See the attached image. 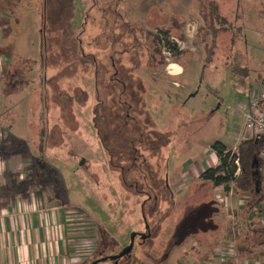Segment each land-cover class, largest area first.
<instances>
[{
  "label": "rangeland",
  "instance_id": "obj_1",
  "mask_svg": "<svg viewBox=\"0 0 264 264\" xmlns=\"http://www.w3.org/2000/svg\"><path fill=\"white\" fill-rule=\"evenodd\" d=\"M1 2L7 10L0 16L3 133L11 126V137L26 141L25 155L16 156L19 167L39 156L28 143L38 141L42 124L47 127L49 155L41 157L62 179L52 187L55 202L81 214L84 222L75 220L73 232H89L86 239L97 250L82 264L117 254L132 231L151 237L142 245L147 237L137 236L129 255L97 264H150L143 252L151 248V254L161 255L152 249L154 237L161 248L181 241L162 264H232L245 224L226 204L225 194L202 189L199 173L212 143L236 151L240 138L250 136L241 104L257 85L251 77L264 79V0H123L124 16L111 9L96 12L94 5L90 8L94 0ZM201 6H207L205 15ZM86 13L89 26L79 35ZM238 30L239 39L231 44ZM210 47L213 54L206 58ZM235 47L243 57L233 59ZM123 49L128 55L121 57ZM231 61L251 76L234 75ZM138 62L134 72L131 65ZM117 77L127 83V99L131 86L144 87L143 92L135 89L137 104L130 111L135 122L128 117L124 125L121 104L111 101L119 92ZM98 100L104 101L97 108L100 137L91 119ZM10 143L13 150L21 148ZM218 201L227 216L214 245L211 234L199 231L216 230ZM206 248L208 262L198 258ZM258 262L264 259L257 254L240 258V264Z\"/></svg>",
  "mask_w": 264,
  "mask_h": 264
},
{
  "label": "crops",
  "instance_id": "obj_2",
  "mask_svg": "<svg viewBox=\"0 0 264 264\" xmlns=\"http://www.w3.org/2000/svg\"><path fill=\"white\" fill-rule=\"evenodd\" d=\"M0 1L7 3L9 0ZM2 2L1 4H3ZM6 11L7 10L4 9V6L0 5V16H4ZM8 20L9 18L6 19L5 22L2 21V23L4 24ZM5 25H7V23ZM0 71L2 72L3 70L0 69ZM180 72L181 71L175 73L176 75L174 76L180 75ZM247 72H249L247 77H250L251 73L249 69ZM243 78L246 77L244 76ZM260 78L251 77V80H254L257 85H264V79ZM248 99L249 94L247 101L241 104L243 120L244 113L248 107ZM262 109L264 110V102L262 104ZM3 123V120H1L0 264H82L89 255L94 253L95 247H91L92 245H90L88 239H86L89 236V232L87 233L85 230H79V232L76 233L77 235L73 232L75 229L74 222L76 220L78 224H80L78 219H80L81 214L77 213L75 209L66 206L68 204L64 205L62 202H55L57 196L54 195V193L51 194V192L48 191V187H40L33 183L26 185L29 178L28 168L32 157L28 163L19 167L16 166V156L18 155L19 158H22L21 156L25 155L27 144H25L26 141L22 140L23 138L18 136L11 137L9 132L11 126L7 127L6 134L3 133ZM244 138L245 136L240 138V140ZM11 141L15 142L16 145L21 146V148L16 150L11 149L9 147V145H12L10 143ZM36 143L37 141L35 139H31L28 143L34 151L36 149ZM18 151H20V154H18ZM206 154L205 161L202 163L203 167L207 168L216 166L219 160L215 152L210 150ZM21 173L22 176H19ZM200 174L201 173H199V177ZM262 174L264 176V171H262ZM200 185L203 186L202 189L204 190L205 188L209 191L217 190L216 196L225 194L224 197L226 198V204L228 202L230 208L235 210V216L245 224L246 232L250 226L258 228V231L262 234L257 239L256 244L250 246V241L248 243L244 239V242H241L238 245L239 248L244 247L247 249L249 247L251 250L249 253L244 251V254H242L243 257L248 258L257 254L264 259V256L261 254V251H264V185L262 201L256 203L250 211H246V203L250 198L248 193L237 195L233 188L226 192L222 186L212 187L208 182L202 180ZM188 189L189 187H187L185 189L186 191L183 193H187ZM46 191L49 192L48 195L46 194ZM231 191H233V197L229 195ZM226 195H229V197ZM202 197H204V194L201 195L200 198ZM218 207L219 209L222 208L220 204ZM233 209H231L232 212ZM225 213L221 209L218 211V214L215 213L216 215H214V219L217 220V223L214 232L204 228L200 229L199 233L205 232V234H211L212 238H214L213 243L219 241L217 235L222 232V221L225 220V217L227 216ZM80 220L83 221V219ZM91 248L93 250L89 251ZM206 250L207 248L205 249V252ZM258 264H260V262H258Z\"/></svg>",
  "mask_w": 264,
  "mask_h": 264
},
{
  "label": "trees",
  "instance_id": "obj_3",
  "mask_svg": "<svg viewBox=\"0 0 264 264\" xmlns=\"http://www.w3.org/2000/svg\"><path fill=\"white\" fill-rule=\"evenodd\" d=\"M99 1L101 4H99ZM122 1L123 0H94V3L90 5V8L93 7V5H94V8H97L96 12H98V13L99 12L105 13V12H109L112 10L111 12L114 15L124 16ZM212 4H213V1L208 2V6L213 9L215 7L212 6ZM96 5L98 7H96ZM201 7H202V13H203V15H205L207 6H201ZM94 8H91V9H94ZM91 9H90V11H91ZM86 11L90 15V11L89 10H86ZM214 11H215L214 12L215 15L220 16L221 18L224 19L222 13H221L222 14L221 15L219 12H217L216 9ZM87 13L83 17L84 20L81 22V28L79 30V35H82L87 29L86 26H89V25H86L90 21L89 15ZM125 22H126V20H125ZM238 29H239V27H238ZM102 33L103 32L98 33V34H102ZM240 33H241V31L238 30L236 34L235 33L232 34L231 39H230L231 44L232 43L234 44L235 41L239 39L237 37H238V35H240ZM80 45H81L80 47L82 50V54L84 56H87L85 48H84L83 40L80 42ZM234 50L238 53L233 55V59H235L237 57V55L240 56V53L243 57V52L241 49L235 47ZM120 53H121L120 54L121 57L128 55V52L124 49L120 50ZM209 53L211 55L213 54V50L211 49V47L209 48V51L207 49L206 58L210 57ZM225 61H228V60L226 59ZM140 63L138 62V63H135L134 65L132 63L133 66L131 65V67H132V70L134 72L137 70V67L141 66ZM113 64L114 63H112V65ZM128 64H130V61H125L123 63V65H125L127 67L129 66ZM230 66H231V70H232L234 75L244 76L248 73L247 71H243V66L241 67L239 64H237V61H231ZM151 79L153 80V78H151ZM114 81L118 85L119 92H117L116 95H114L115 97H112L111 101L112 102L115 101V102L121 104V107H122L121 119H120V113H117L116 117L119 116V119H120L122 125H124L127 122V120H129V119H127L128 117H131L130 118L131 120H134V119H132V117L136 118L134 115L132 116L130 113L131 109L133 108V104H137V99H136L137 94L135 93V89H138V90L143 92L144 87H142V85H139V84L136 85V88H134V86H131L130 87L131 89H129L127 91V92H129V95H128L129 98L127 99V98H125L126 97L125 91H126V87H127V83L125 82V80L122 79L121 77H117L114 79ZM258 85H256V87ZM251 89H252V87H250V90ZM103 104H104L103 100L102 101L98 100V102L96 103V107L93 109V111H91V113H92L91 119H92V123L94 125V128L97 131V133H96L97 135H99V130H98V126H97L98 120H99L98 119L99 113H97V108L99 107V110L102 109ZM107 109L112 110V106H107ZM103 111H104V114H102V118H104L107 114V112H105V107H104ZM40 120H42V115H40ZM134 122H135V120H134ZM47 132H48L47 127L45 128V126H43V124L39 127V129L37 131L38 141H37L35 147L38 151L39 156H35L31 160V163H30L29 168H28L29 169V171H28L29 172V178H28V181L26 182L27 183L26 185L33 183V184L40 186V187L41 186L42 187H50L54 193V190L52 187L56 188L57 183H60L62 179H61V175L59 174V171L58 170L56 171V169L53 166L46 163L41 157L43 152L47 153L46 148L49 147L48 145L45 144ZM99 137H100V135H99ZM210 147L215 152L216 156L218 157L219 162L214 167L205 168L200 174V179L202 181L208 182L212 187L222 186L226 192L229 191L231 188H233L235 194H237V195H242V194L248 193L250 195V198H249V201L246 203V211H250L255 206L256 203L262 201V199H263L264 176L261 172V168H262V165L264 164V153H263L264 152V136H261L259 138H256L255 135H250L249 137H245L244 139H242L238 142L236 149H235L236 151H231V150L227 149L226 145L220 141H215L214 143L211 144ZM47 155H49V154L47 153ZM236 160L238 161V166L235 163ZM237 170H238V173H236ZM42 178L45 180L52 179L55 181L51 180L50 182H46L45 180H42ZM41 181L42 182L45 181V182L42 184ZM43 185H45V186H43ZM142 214H143V212H142ZM191 231H193V229ZM263 232H264V230H263ZM261 234L262 233H260L258 231L257 227L250 226L244 235V239L248 243L250 241V246H251L252 244L257 243V239L259 238V236ZM150 237H147L144 241H142L141 244L143 245L146 242V240L149 239ZM154 238H153V241L151 244L154 246V247H152V249L157 248L159 250V252H161L160 253L161 255L154 256L153 254H151L150 253L152 251L151 248L148 251L147 250L145 252L142 251L143 257H145L146 259H149L150 264H162V262L164 260H166L167 256L170 254L171 250L173 248L175 249L177 247V245L181 243V241H179L177 244H174L173 242L168 241L166 243L167 245L165 247L161 248V246H162L160 243L161 240H157V242H155ZM217 242L218 241H215L214 245L215 244L218 245L219 242L218 243ZM248 246H249V244H248ZM237 251H238L236 253L237 260L234 261L232 264H240V258H241V256H243L242 254H244V251H246V253L251 252L249 247L247 249H245L244 247L243 248L240 247L237 249ZM96 253H97V250H95L93 254H96ZM209 253H210V249L206 250V252L203 255L198 256V258L200 260H204V261L208 262L209 257H210ZM261 254L264 256V251H261ZM100 257L101 256H94L92 260L98 259Z\"/></svg>",
  "mask_w": 264,
  "mask_h": 264
},
{
  "label": "built area",
  "instance_id": "obj_4",
  "mask_svg": "<svg viewBox=\"0 0 264 264\" xmlns=\"http://www.w3.org/2000/svg\"><path fill=\"white\" fill-rule=\"evenodd\" d=\"M263 102L264 85H258L256 88H252L249 91L248 107L244 113V128L250 133V135H255L256 138L264 136V110L262 109ZM235 163L238 166L237 160ZM236 173H238V170ZM236 260L237 258L235 261Z\"/></svg>",
  "mask_w": 264,
  "mask_h": 264
},
{
  "label": "water",
  "instance_id": "obj_5",
  "mask_svg": "<svg viewBox=\"0 0 264 264\" xmlns=\"http://www.w3.org/2000/svg\"><path fill=\"white\" fill-rule=\"evenodd\" d=\"M82 161H83V159L80 160L79 164H81ZM145 227H146V229L148 228L147 223H145ZM136 235H137V232L132 231L130 233V239H129L128 245H126L125 247H123L117 254L103 256V257H100L98 259H94V260L90 261L87 264H97L98 262L104 261L106 259L116 260V259H119V258L123 257L126 254H129L131 252V250L133 249V246H134V238H135ZM139 235H140V238L141 239H145L146 237L149 236V233H146V234L145 233H139Z\"/></svg>",
  "mask_w": 264,
  "mask_h": 264
},
{
  "label": "flooded vegetation",
  "instance_id": "obj_6",
  "mask_svg": "<svg viewBox=\"0 0 264 264\" xmlns=\"http://www.w3.org/2000/svg\"><path fill=\"white\" fill-rule=\"evenodd\" d=\"M139 233H140V232H137V235H136L135 237H137V236H139V237H140Z\"/></svg>",
  "mask_w": 264,
  "mask_h": 264
}]
</instances>
